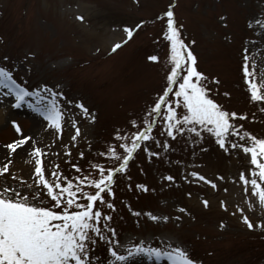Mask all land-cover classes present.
Masks as SVG:
<instances>
[{
    "label": "rangeland",
    "instance_id": "rangeland-1",
    "mask_svg": "<svg viewBox=\"0 0 264 264\" xmlns=\"http://www.w3.org/2000/svg\"><path fill=\"white\" fill-rule=\"evenodd\" d=\"M170 5H174L181 38L196 57L197 70L207 77L210 98L224 110L246 116L234 123L264 138V103L250 100L242 71L247 48L253 73L249 79L264 94V35L255 23L257 19L264 23V0H0V66L11 70L17 83L30 91L50 98L43 92L46 86L63 94L57 98L63 111L62 129L57 133L27 103L18 109L11 107L14 97L5 96L7 89L0 88V111L5 114L0 124V168L11 160L9 172L0 176V185L18 183L12 174L31 182L34 172L35 158L28 155L31 141L11 154L6 149L22 138L13 121L24 137H31L37 147L49 153L42 157L46 177L57 164L69 178L89 172L95 175L90 164L113 165L107 157H98L97 151L114 146V130L141 117L166 85L170 43L163 37V14ZM80 8L86 10L92 26L76 20ZM141 22L143 26L134 30L129 40L123 27L134 29ZM117 43L121 47L112 52ZM152 55L158 62L149 60ZM27 99L34 104L37 97ZM46 103L43 100L40 106ZM81 103L90 113L87 118L75 106ZM73 121L80 130L75 142L71 140ZM158 132L159 127L154 134ZM66 145L71 156L65 155ZM152 150L157 149L152 146ZM161 156L149 159L140 151L128 166L131 180L117 177L114 203L118 211L112 226L120 241L119 254L127 255V249L144 242L165 251L170 250L168 245L179 246L196 264H264V230H249L243 222L247 216L254 225L264 224V207L251 195V186L245 194L239 181L241 171L251 178L250 156L238 150L225 152L207 133L195 145L189 137H181L167 154L161 151ZM66 161L77 164L82 172L77 174ZM191 172L216 187L191 177ZM166 175H172L174 181H165ZM137 184L146 185L149 191L135 189ZM180 208L186 211L181 213ZM146 213L160 219L153 221ZM98 251L105 253L103 247ZM106 259H112L110 254ZM124 264L170 262L140 254Z\"/></svg>",
    "mask_w": 264,
    "mask_h": 264
},
{
    "label": "snow or ice",
    "instance_id": "snow-or-ice-1",
    "mask_svg": "<svg viewBox=\"0 0 264 264\" xmlns=\"http://www.w3.org/2000/svg\"><path fill=\"white\" fill-rule=\"evenodd\" d=\"M173 7L174 5H170L163 14L166 17L163 37L170 43V67L166 72V85L162 94L146 107L141 117L130 119L126 128L114 130V146L109 145L103 151H97L98 157H107L113 162L111 167L106 168L99 163L90 164L95 175L89 172L87 175L69 178L59 171L57 164L50 170V177H46L42 157L49 153L37 147L31 137H24L20 126L15 121L12 122L16 133L22 138L6 145V149L11 154L31 141L33 148L28 155L35 158V167L31 182L12 174L13 181L18 183L9 185L5 182L0 185V264H124L129 257L140 254L157 261L166 258L170 264H196L186 250L179 246L168 245L170 250L165 251L158 246H146L144 242H138L126 250L127 255L119 254L120 241L116 228L112 226L114 213L118 211L114 203L117 177H127L130 181L131 177L127 176L128 166L138 152L142 151L149 159H162L161 151L167 154L172 149L173 142L181 137H189L195 145L207 133L225 152L238 150L245 156H250L248 173L251 178H247L245 171H241L239 181L244 185L245 194H248L249 185L251 186V195L258 197V204L264 207V138H257L243 131V125L237 126L234 123L237 119H247L246 116L230 113L210 98L207 77L197 70L196 57L181 38ZM77 19L83 21L84 18L78 16ZM255 23L264 35V23L258 19ZM142 26L143 22L137 23L134 29L125 27L123 31L130 40L134 30ZM120 47V43L115 44L112 52ZM247 53L246 48L242 71L250 100L264 103V94L259 91L257 83L249 79L253 73L249 70ZM149 60L158 62V57L152 55ZM0 88L7 89L5 96L14 97L15 102H10L11 107L18 109L27 103L51 129H55L57 133L61 131L63 111L57 98L62 97V93L46 86L43 92L48 93L50 98L41 95L39 91H30L20 86L13 78V72L4 66H0ZM30 97H37L34 104L27 99ZM43 100H47V103L40 106ZM75 106L86 118L89 117L90 113L82 103ZM92 119L94 120V116ZM72 126L75 128V135L71 140L75 142L80 130L75 121ZM158 127L159 132L154 134ZM72 146L75 147V143ZM152 146L157 150H152ZM65 148V155L71 156L67 145ZM79 156L81 159L85 158L83 152ZM66 162L71 164V161ZM10 164L11 160H8L0 168V176L9 172ZM71 167L77 174L82 172L77 164H71ZM190 176L216 187L197 172H191ZM163 179L174 181L172 175L163 176ZM132 187L129 184V188ZM135 189L149 191L144 184L135 185ZM202 203L205 207L208 206L207 200ZM221 205L227 210L223 202ZM126 207L130 208V205ZM237 210L243 212L239 207ZM178 211L184 213L186 209L180 208ZM133 215L139 217L141 213L133 212ZM146 215L153 221L160 219L151 213ZM163 219L167 220L168 217ZM243 222L249 230L254 227L264 230V224L254 225L247 216H243ZM99 247L105 249L104 254L98 251ZM106 254H110L112 259H106Z\"/></svg>",
    "mask_w": 264,
    "mask_h": 264
},
{
    "label": "bare ground",
    "instance_id": "bare-ground-1",
    "mask_svg": "<svg viewBox=\"0 0 264 264\" xmlns=\"http://www.w3.org/2000/svg\"><path fill=\"white\" fill-rule=\"evenodd\" d=\"M85 13H86V10L84 8H80L79 14L75 15L76 20H78L77 19L78 16H82L84 18L83 21L80 20L82 22V24H88V25L92 26V23L89 21V18H88V16L85 15ZM87 14H88V11H87ZM123 28H125V27H123ZM114 30H115L114 27H112V29L110 31V33H112V36L115 35ZM105 35H107V34H105ZM107 47H109L108 44H107ZM4 115L5 114L2 111H0V124H1V122L3 120Z\"/></svg>",
    "mask_w": 264,
    "mask_h": 264
}]
</instances>
